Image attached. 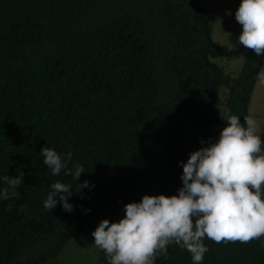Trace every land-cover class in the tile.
Wrapping results in <instances>:
<instances>
[{
  "label": "trees",
  "instance_id": "1",
  "mask_svg": "<svg viewBox=\"0 0 264 264\" xmlns=\"http://www.w3.org/2000/svg\"><path fill=\"white\" fill-rule=\"evenodd\" d=\"M211 33L199 0H0V176L24 173L19 198L0 200V264H70L58 257L91 220L177 195L181 164L218 140L225 110L243 123L264 55ZM240 56L234 77L212 62ZM44 147L72 153L57 176ZM76 164L77 181L64 174ZM55 182L70 186L71 212L59 196L43 207ZM203 243L202 264H264V237ZM167 252L155 264H193L175 244Z\"/></svg>",
  "mask_w": 264,
  "mask_h": 264
},
{
  "label": "clouds",
  "instance_id": "2",
  "mask_svg": "<svg viewBox=\"0 0 264 264\" xmlns=\"http://www.w3.org/2000/svg\"><path fill=\"white\" fill-rule=\"evenodd\" d=\"M229 14V13H226ZM235 20L241 25L237 43L264 55V0H241L235 11ZM219 21V20H218ZM221 31V22L219 21ZM229 43L231 33H223ZM243 62L245 58L239 57ZM264 82V68L258 74ZM227 121L215 143L189 155L182 163L183 187L178 194L145 195L139 203L124 206V217L116 223L100 221L91 233L94 245L105 252L108 264H155L159 257L168 258V246L175 244L190 253L193 264H202L209 250L203 243L207 238L222 242L248 243L264 237V141L261 124L253 115L243 118L225 110ZM40 154L43 164L57 176L72 159L68 152L62 158L54 149L44 147ZM85 172L82 165H73L65 171L76 181ZM24 173L16 177L0 176V200L19 198L16 191ZM89 187L85 181L80 188ZM43 202L52 211L59 196L61 207L71 212L68 197L70 186L55 182ZM18 211H23L21 206Z\"/></svg>",
  "mask_w": 264,
  "mask_h": 264
},
{
  "label": "rangeland",
  "instance_id": "3",
  "mask_svg": "<svg viewBox=\"0 0 264 264\" xmlns=\"http://www.w3.org/2000/svg\"><path fill=\"white\" fill-rule=\"evenodd\" d=\"M199 1L209 16L213 42L217 45H222L231 49L227 43V38L222 35L221 31L223 33H231L229 43L236 45L234 49L238 48L240 44L237 43V40L242 29L241 25H239L235 20V11L239 7L241 0ZM218 20L221 22V31ZM212 62L219 66L225 74L232 77L237 75L241 64L239 57L216 59ZM262 68H264V62ZM219 111L220 108L217 107V112ZM248 115L255 116L261 124L260 133H264V82H262L258 76L255 80V85L251 93ZM99 223L100 222L97 219L91 220L88 222L85 231L79 237L69 240L63 247L62 254L58 257L59 261L70 264H99V248L94 245V238L91 235Z\"/></svg>",
  "mask_w": 264,
  "mask_h": 264
}]
</instances>
